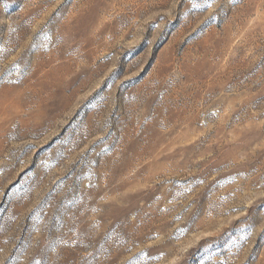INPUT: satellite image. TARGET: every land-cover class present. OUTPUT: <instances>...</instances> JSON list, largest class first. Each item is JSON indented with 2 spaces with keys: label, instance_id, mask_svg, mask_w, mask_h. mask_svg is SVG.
Wrapping results in <instances>:
<instances>
[{
  "label": "rangeland",
  "instance_id": "rangeland-1",
  "mask_svg": "<svg viewBox=\"0 0 264 264\" xmlns=\"http://www.w3.org/2000/svg\"><path fill=\"white\" fill-rule=\"evenodd\" d=\"M0 264H264V0H0Z\"/></svg>",
  "mask_w": 264,
  "mask_h": 264
}]
</instances>
